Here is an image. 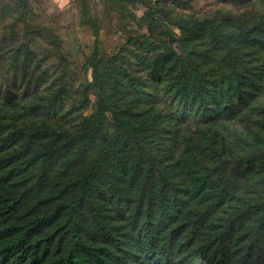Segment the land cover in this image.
Masks as SVG:
<instances>
[{
	"label": "trees",
	"instance_id": "16d2710c",
	"mask_svg": "<svg viewBox=\"0 0 264 264\" xmlns=\"http://www.w3.org/2000/svg\"><path fill=\"white\" fill-rule=\"evenodd\" d=\"M105 1L139 4L145 32L126 30L104 58L94 44L78 100H0V264H231L230 243H245L241 264H264V11L240 21L177 11L175 0ZM91 92L95 120L77 128ZM107 113L119 145L102 131ZM95 142L82 177L42 190L55 157ZM104 174L110 215L91 201Z\"/></svg>",
	"mask_w": 264,
	"mask_h": 264
},
{
	"label": "rangeland",
	"instance_id": "374dc122",
	"mask_svg": "<svg viewBox=\"0 0 264 264\" xmlns=\"http://www.w3.org/2000/svg\"><path fill=\"white\" fill-rule=\"evenodd\" d=\"M86 2L87 15L94 22V28L81 22L80 0H0V100L22 106L33 99H40L46 103V107H53L48 101L57 100L58 92L62 91L69 102H75L83 93V84L91 80L88 61L94 44H97L99 56L104 58L118 53L124 46L126 30L134 31L132 35L136 31L145 32V28L137 26L144 11L139 4L112 5L105 0ZM174 7L177 11L197 16H231L244 21L264 11V0L237 3L175 0ZM131 13L136 20L128 23V17L125 21L122 15ZM95 102L93 92L89 93L86 108L73 115L77 128L87 129L93 124ZM39 117L44 122L49 121L47 112H39ZM64 125L69 127L68 124ZM102 131L114 145H119V130L114 127L108 113ZM81 147L82 143L75 144L64 155L54 158L42 189L45 193L60 191L64 185L63 179L74 181L83 176L96 157L98 144L95 142L86 153L82 152ZM232 178L235 179V174ZM106 182L104 174L92 183L91 201L110 215V210L113 213V203L100 194ZM77 193L76 186H72L65 191L64 198L71 199ZM78 214L89 222L87 205L80 208ZM234 245L230 243L228 247L231 255L235 253L231 264H241L239 256L246 248L245 243L240 249Z\"/></svg>",
	"mask_w": 264,
	"mask_h": 264
}]
</instances>
